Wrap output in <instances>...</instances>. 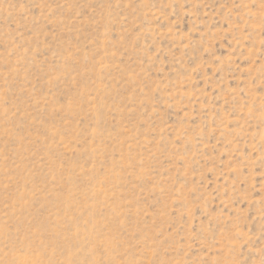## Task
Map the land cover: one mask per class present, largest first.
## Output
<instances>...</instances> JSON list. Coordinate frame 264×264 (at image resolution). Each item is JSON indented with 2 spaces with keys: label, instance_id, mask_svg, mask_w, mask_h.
Listing matches in <instances>:
<instances>
[{
  "label": "rangeland",
  "instance_id": "374dc122",
  "mask_svg": "<svg viewBox=\"0 0 264 264\" xmlns=\"http://www.w3.org/2000/svg\"><path fill=\"white\" fill-rule=\"evenodd\" d=\"M0 264H264V0H0Z\"/></svg>",
  "mask_w": 264,
  "mask_h": 264
}]
</instances>
